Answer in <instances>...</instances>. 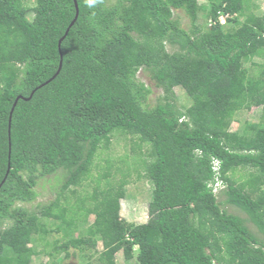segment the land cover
Instances as JSON below:
<instances>
[{"label": "trees", "instance_id": "obj_1", "mask_svg": "<svg viewBox=\"0 0 264 264\" xmlns=\"http://www.w3.org/2000/svg\"><path fill=\"white\" fill-rule=\"evenodd\" d=\"M30 1L0 0V264H25L39 240L61 231L84 264H118V252L134 264H264V240L249 225L264 233V15L249 10L251 0H208L207 10L199 0H78L73 25L75 0ZM254 58L256 70L246 66ZM142 69L164 91L152 108ZM176 87L190 106L178 105ZM251 106H262L260 122L230 131ZM116 133L140 141L135 162L151 184L143 223L121 217L127 173L115 183L111 159L93 194H66ZM239 168L251 171L245 183L233 178ZM61 170L59 197L23 205L37 198L40 178Z\"/></svg>", "mask_w": 264, "mask_h": 264}, {"label": "rangeland", "instance_id": "obj_2", "mask_svg": "<svg viewBox=\"0 0 264 264\" xmlns=\"http://www.w3.org/2000/svg\"><path fill=\"white\" fill-rule=\"evenodd\" d=\"M200 3L205 4L206 10L209 9L208 0H199ZM30 3L33 5L35 0H31ZM250 11L255 14L264 15V0H251L250 1ZM174 16L178 18L182 26L186 29L191 28V19L188 14L182 9H174ZM245 16H241L243 20ZM222 23L226 21L225 17L221 18ZM199 23L203 27L209 24L207 11L200 13ZM168 49L173 51L172 47L168 45ZM262 64V60L259 58H254V63H247L246 66L249 68H254L253 66ZM256 70V68H254ZM253 69V70H254ZM254 70V71H255ZM138 78L150 86L152 93L148 97V107L152 108L157 105L160 97L163 96L164 91L161 87L157 86L155 80L152 79L149 73L145 70H140L138 72ZM177 95V103L181 108H185L191 105V98L185 93L181 87H176L175 89ZM263 109L262 106H251L250 108H244L238 111L232 120L230 126V131H240L246 125L252 123H258L262 119ZM140 143L139 138L135 135H124L122 133H116L113 136L112 144L108 148H101L99 155L95 161V165L88 176V178L83 182L81 186H73L66 194L72 198V201H76L78 196H88L94 193L95 187L100 183L102 175L104 173L103 167L106 165V159L113 160V167L111 169V175L115 183L121 179L122 173L126 172L127 177L125 178L128 182L126 184V197L120 200V214L121 217L127 222L143 223L149 219V206L151 201V184L146 177V170L143 165H138L137 151L134 150V145ZM142 144V143H141ZM146 145V144H145ZM147 146V145H146ZM142 149L146 151V147L142 146ZM139 156V155H138ZM145 158V156H144ZM250 170L245 168H239L233 174V178L237 180L238 183L246 182L250 177ZM64 170L58 173L47 175L39 179V183L36 187L38 196L37 198L28 203H23L24 206L37 210L42 204H47L52 200L59 197L62 190V186L65 182ZM222 183L221 181L218 182ZM105 182L102 180L100 187H104ZM225 186L222 184L221 187H215V193L219 197V200L223 199L224 196L220 194V190ZM264 190V184L261 186ZM75 191V193H73ZM228 212L239 214L246 217V214L231 204H225L223 206ZM95 219V215L92 214L89 217V223H92ZM88 223V224H89ZM81 228L84 230L86 223L79 222ZM51 225V224H50ZM251 229L264 240V233L260 232L259 229L251 222H249ZM52 228V225L49 226ZM33 245V244H32ZM68 250V253H67ZM103 243H99V251H103ZM90 253L89 251H86ZM78 249L70 248L67 249L64 231L60 233L51 232L46 239L39 240L36 249L31 250L28 253V257L25 264H84L85 258ZM69 254V255H68ZM99 254V253H98ZM94 254V260L98 256ZM118 264H134V261L126 262L122 252H118L114 256ZM24 264V263H23Z\"/></svg>", "mask_w": 264, "mask_h": 264}, {"label": "water", "instance_id": "obj_3", "mask_svg": "<svg viewBox=\"0 0 264 264\" xmlns=\"http://www.w3.org/2000/svg\"><path fill=\"white\" fill-rule=\"evenodd\" d=\"M75 5H76V8H77V14H76V17L75 19L72 21V25L75 23V21L78 19V16H79V4H78V0H75ZM69 32V30L66 32V35L67 33ZM66 35H64V37H62V39H60L59 41V47H61V42L62 40L66 37ZM62 63H63V54L61 53V63H60V67H59V70L57 71V73L54 75V77L60 72L61 68H62ZM20 98H17L15 103H14V106H13V109L11 111V116H10V123H9V129H10V133H11V126H12V118H13V113H14V110H15V107L17 105V102ZM30 99V98H28ZM10 169V168H9Z\"/></svg>", "mask_w": 264, "mask_h": 264}, {"label": "clouds", "instance_id": "obj_4", "mask_svg": "<svg viewBox=\"0 0 264 264\" xmlns=\"http://www.w3.org/2000/svg\"><path fill=\"white\" fill-rule=\"evenodd\" d=\"M215 161H216V160H214V164H215ZM217 163H218V162H217ZM218 167H219V163H218ZM218 182H220V180H219ZM218 182L216 183L215 187H216V186L221 187L222 183L219 184Z\"/></svg>", "mask_w": 264, "mask_h": 264}, {"label": "built area", "instance_id": "obj_5", "mask_svg": "<svg viewBox=\"0 0 264 264\" xmlns=\"http://www.w3.org/2000/svg\"><path fill=\"white\" fill-rule=\"evenodd\" d=\"M215 169H218V163L215 161Z\"/></svg>", "mask_w": 264, "mask_h": 264}]
</instances>
